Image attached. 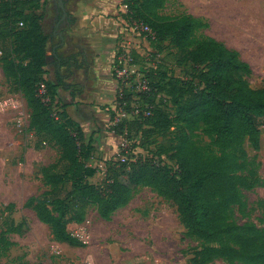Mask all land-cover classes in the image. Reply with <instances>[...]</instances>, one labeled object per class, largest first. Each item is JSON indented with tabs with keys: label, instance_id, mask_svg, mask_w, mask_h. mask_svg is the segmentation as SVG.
<instances>
[{
	"label": "trees",
	"instance_id": "16d2710c",
	"mask_svg": "<svg viewBox=\"0 0 264 264\" xmlns=\"http://www.w3.org/2000/svg\"><path fill=\"white\" fill-rule=\"evenodd\" d=\"M34 3L35 8L29 11L26 5ZM122 3L129 20L149 26L157 40L169 39L185 61L206 66L199 72L196 85L177 78L170 79L165 87L152 86L150 92L141 95V110L148 114L140 113L129 122L136 124L141 144L152 133L161 135V152L175 161L177 170L137 156L134 160L114 162L106 169L100 186L88 182V177L95 173L87 164L94 150L92 136L80 147L73 133L76 123L66 110L54 118L39 94L43 83L50 98L56 97L55 86L42 77L48 63L49 37L42 32V13L37 12L39 0H0L3 72L7 78L16 80L23 93L31 109V127L50 136L61 147L62 166L74 169L68 188L67 172H58V163L43 167V179L49 188L30 197L25 205L48 226L55 241L81 246L82 242L67 230V224L82 221L87 206H95L99 216L109 220L140 188L149 187L176 203L187 236L215 243L219 256L229 264H264V226L257 227L252 222L239 224L225 214L226 208L237 202L241 189L254 186V171L247 166L243 144L248 142L254 150L259 147V136L264 130V88L251 87L250 66L236 50L201 32L208 27L202 19L161 14L166 0H122ZM74 60L71 55L62 64ZM56 78L60 84L58 72ZM159 93L168 98L172 113L162 96L158 97ZM124 95L120 99L117 91L113 104L125 101V109L129 111L130 95L127 92ZM124 121L116 126L118 134L125 129L126 134L130 131ZM203 132L212 136L215 151L198 142ZM78 134L80 140H85L81 128ZM244 170L249 179L240 174Z\"/></svg>",
	"mask_w": 264,
	"mask_h": 264
},
{
	"label": "rangeland",
	"instance_id": "374dc122",
	"mask_svg": "<svg viewBox=\"0 0 264 264\" xmlns=\"http://www.w3.org/2000/svg\"><path fill=\"white\" fill-rule=\"evenodd\" d=\"M88 1L104 5L107 0ZM112 1L116 2L115 18L121 23L114 61V66L117 67L119 57L122 60L124 58L119 49L120 43L134 35L130 30L131 24L143 23L126 17L127 8L122 0ZM52 2L53 0H39V8L41 3ZM65 2L69 6L75 3L74 0ZM35 6V3L27 4L26 8L30 11ZM160 13L167 16L191 15L207 22L208 27L201 32L236 50L240 58L250 66L248 81L251 87L264 88V0H166ZM153 35L154 38L149 41L136 38L137 44L130 50V113L122 114L116 109H109L110 120H106L107 127L104 131L105 134L108 132L107 137L111 135L110 141L106 138L100 139L98 154L92 152L89 158L90 169L94 168L96 172L87 180L97 186L105 178L106 169L119 160L118 153L124 140L127 142L124 148L129 154L135 151L137 156L166 165L172 171L177 170L175 161L167 153L161 152V135L152 133L146 143L141 144L136 124L129 123L137 119L134 109L142 108V99L135 93L140 92L138 87L144 82L150 88L165 87L170 79L179 78L192 81L196 85L199 83V72L205 70L206 66L204 63L185 61L169 39L157 40L154 32ZM42 77L45 78L43 75ZM39 94L49 113L58 118L65 110L63 105L57 102L56 97L51 99L46 90L39 91ZM160 96L164 99L168 112L172 113L168 98L159 93L158 97ZM112 97V93L103 92L93 95L92 100L106 104L111 102ZM71 113L75 115V112ZM30 114L31 109L16 80L7 78L0 64L1 263L229 264L219 256L215 243H204L187 236L176 203L149 187L140 188L130 202L117 209L109 220L102 219L95 206H87L82 221L67 224V230L82 242L81 246L55 241L48 226L40 222L34 210L25 203L30 197L38 196L49 188L43 179V167L58 163L57 171L61 174L67 172L65 186L68 188L74 169L69 165L62 166L64 163L60 160L61 147L50 136L31 127ZM89 116L88 121L92 122L93 118ZM123 120L124 125L129 126L128 134L117 133L116 126ZM76 121L80 123V120ZM112 121L117 124L111 125ZM79 128L74 124L73 133L81 147L89 138L80 140ZM197 140L215 151L209 133L203 132ZM243 148L247 166L254 171V186L241 189L237 202L229 205L225 214L229 220L239 224L252 222L257 227H263L264 130L259 136L258 149L254 150L248 142H244ZM240 174L249 179L245 170Z\"/></svg>",
	"mask_w": 264,
	"mask_h": 264
},
{
	"label": "crops",
	"instance_id": "0c3cea01",
	"mask_svg": "<svg viewBox=\"0 0 264 264\" xmlns=\"http://www.w3.org/2000/svg\"><path fill=\"white\" fill-rule=\"evenodd\" d=\"M74 2L69 6L63 0L64 17L57 0L52 4L41 3L37 11L42 13V32L49 37L46 44L48 63L43 76L55 86L57 102L65 106L69 117L81 128L84 138L92 136L93 153L98 154L100 139L106 138L109 142L111 138V135L107 137L108 132L105 134L104 128L107 127L106 120H110L109 109H114L118 87L113 65L121 23L115 18V1L107 0L104 5L89 3L88 0ZM71 55L75 60L62 64L63 59ZM57 72L62 78L60 84ZM103 92L112 93L110 103L99 104L92 100L93 95ZM87 116L93 118L92 122Z\"/></svg>",
	"mask_w": 264,
	"mask_h": 264
},
{
	"label": "built area",
	"instance_id": "2783aa9c",
	"mask_svg": "<svg viewBox=\"0 0 264 264\" xmlns=\"http://www.w3.org/2000/svg\"><path fill=\"white\" fill-rule=\"evenodd\" d=\"M21 24L22 23H20V25ZM130 30L134 35L131 37V39L122 41L120 43V46H119L120 52H122V55L124 58L122 60V58L119 57V65L117 67H115L113 65L114 66V69H113L114 76H115V79L118 81L117 91L119 92V98L120 99L124 98V96H125L124 94L126 92L128 95H130V99L132 97V92H131L132 84L130 82V79H128V73H129L128 71H130L128 69V66L131 64L130 63L131 58L129 56L130 50L135 48V45L137 44L136 38L144 40V41H149L152 38H154L152 30L149 28V26H147L145 24L133 23V24H131ZM138 89L140 92H136L135 94L140 95V97L143 93H148L151 91L150 86H148V83H146V82L141 84L138 87ZM39 91L40 92L45 91V85L43 83L40 84ZM126 106H127V102L124 101L121 105H118V104L114 105V109L121 112L122 114L123 113L129 114L130 110L127 111L125 109ZM129 107H130V102H129ZM140 111H142V110L141 109L139 110V108L134 109V112L137 116L140 113H142L144 116L148 114V111H144V112H140ZM115 124H117L116 121L111 122V125H115ZM124 133L126 134V129H125ZM125 143H127L126 140H124V143L121 144L120 151L118 153L120 156L119 161H121V162H124L126 160H134L135 157H137V154L135 151H132L131 154L128 153V151L124 148ZM129 156H131V158Z\"/></svg>",
	"mask_w": 264,
	"mask_h": 264
},
{
	"label": "water",
	"instance_id": "95a60500",
	"mask_svg": "<svg viewBox=\"0 0 264 264\" xmlns=\"http://www.w3.org/2000/svg\"><path fill=\"white\" fill-rule=\"evenodd\" d=\"M57 5L61 8L63 12V17L66 16L63 0H57Z\"/></svg>",
	"mask_w": 264,
	"mask_h": 264
}]
</instances>
